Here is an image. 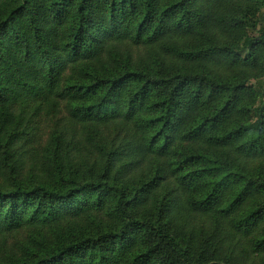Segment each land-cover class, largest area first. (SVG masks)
Here are the masks:
<instances>
[{"label":"trees","instance_id":"1","mask_svg":"<svg viewBox=\"0 0 264 264\" xmlns=\"http://www.w3.org/2000/svg\"><path fill=\"white\" fill-rule=\"evenodd\" d=\"M264 264V0H0V264Z\"/></svg>","mask_w":264,"mask_h":264},{"label":"water","instance_id":"2","mask_svg":"<svg viewBox=\"0 0 264 264\" xmlns=\"http://www.w3.org/2000/svg\"><path fill=\"white\" fill-rule=\"evenodd\" d=\"M211 264H223V263H211Z\"/></svg>","mask_w":264,"mask_h":264}]
</instances>
